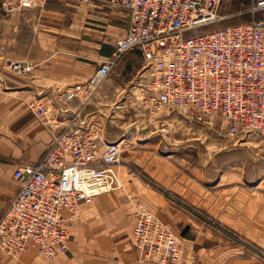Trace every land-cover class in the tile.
<instances>
[{
    "label": "built area",
    "instance_id": "built-area-1",
    "mask_svg": "<svg viewBox=\"0 0 264 264\" xmlns=\"http://www.w3.org/2000/svg\"><path fill=\"white\" fill-rule=\"evenodd\" d=\"M47 1L2 0L1 7L14 13ZM71 1L102 2L122 11L128 27L87 80L59 93L55 113L42 99L29 103L54 132L43 157L19 164L13 173L18 190L0 215V245L13 253L35 250L47 258L68 253L71 234L63 210L78 217L82 202L124 189L119 171L124 141L111 140L87 109L127 53H140L144 64L138 99L144 110L217 115L230 138L264 137V18L187 36V31L220 19L222 0ZM247 12H264V0H250ZM35 67L32 61L6 64L20 76L31 75ZM137 213L133 239L144 260L180 264L182 243L173 227L155 212Z\"/></svg>",
    "mask_w": 264,
    "mask_h": 264
},
{
    "label": "crops",
    "instance_id": "crops-1",
    "mask_svg": "<svg viewBox=\"0 0 264 264\" xmlns=\"http://www.w3.org/2000/svg\"><path fill=\"white\" fill-rule=\"evenodd\" d=\"M1 2L0 51H13L14 47L21 50L0 55L10 56V60L32 61L36 67L21 85H8L5 76L0 75V156L4 159L0 163V215L18 190L11 174L21 163L39 161L54 132L34 116L26 101L39 98L55 105L61 91L79 80H87L100 62L112 54L128 27L122 11L102 2L83 6L71 0L76 4L48 0L42 6L9 15L2 10ZM66 4L79 5L76 7L81 11L83 8L87 24L82 23L81 11L67 16ZM142 63L140 53H127L111 73L116 76L113 89L131 84ZM3 82L14 90L3 92ZM87 110L95 120L94 110ZM121 179L128 185L125 192L104 193L82 202L78 217L72 218L69 210H63L71 234L72 255L60 256L55 264H157L144 260L132 242L137 212L141 204L150 201L162 218L178 225L183 233L181 264H264L262 258L242 248L233 252V246L219 233L174 208L140 176ZM201 200L203 205L205 198Z\"/></svg>",
    "mask_w": 264,
    "mask_h": 264
},
{
    "label": "rangeland",
    "instance_id": "rangeland-1",
    "mask_svg": "<svg viewBox=\"0 0 264 264\" xmlns=\"http://www.w3.org/2000/svg\"><path fill=\"white\" fill-rule=\"evenodd\" d=\"M65 2L76 4L70 0ZM249 2L222 0L218 21L185 34L209 32L218 27L264 18V12L253 15L247 12ZM76 6L79 5L66 4V15L73 16L71 12H80ZM81 16L82 23L87 24V14L83 8ZM3 50L0 51L1 55L16 54L21 49L14 47L13 51ZM1 55L0 75L5 76L8 85H21L33 75L34 72L20 76L8 71L6 64L10 56ZM143 67L142 63L138 76L119 90L113 89L116 76L110 75L98 89L94 103L88 107L94 110V119L102 123L111 140L124 141L123 164L119 168L121 178L125 180L131 175L140 176L174 208L219 233L229 242V246H233V252L242 248L264 260V137L250 135L240 140L230 138L226 135L221 117L217 115L201 116L194 110L180 112L168 108L157 113L144 110L138 104ZM13 90L12 86L8 88L3 82V92ZM36 99L39 98L26 101L29 110V103ZM42 101L48 105L51 113L56 112L55 105ZM115 104L123 108L113 109L112 105ZM244 143L248 146L245 147ZM2 161L4 159L0 156V163ZM11 179L17 183L12 174ZM126 188L127 184L124 189L116 191L125 192ZM198 197L200 200L196 199ZM201 197L205 198L203 205ZM153 204L151 201L141 204L143 207L140 206V210L146 209L159 215ZM166 222L181 239L183 250V233L178 225L168 220ZM132 242L136 247L133 232ZM217 251L219 249L214 254ZM67 255L72 254L68 252L47 258L31 250L13 253L0 245V264H55L60 256Z\"/></svg>",
    "mask_w": 264,
    "mask_h": 264
},
{
    "label": "bare ground",
    "instance_id": "bare-ground-1",
    "mask_svg": "<svg viewBox=\"0 0 264 264\" xmlns=\"http://www.w3.org/2000/svg\"><path fill=\"white\" fill-rule=\"evenodd\" d=\"M39 121H40V120H39ZM243 145H245V147H246V146H248V144H247V143H244ZM248 150H249V149H248Z\"/></svg>",
    "mask_w": 264,
    "mask_h": 264
}]
</instances>
